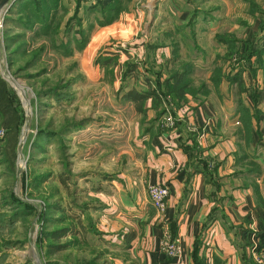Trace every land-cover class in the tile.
<instances>
[{"label": "rangeland", "instance_id": "rangeland-1", "mask_svg": "<svg viewBox=\"0 0 264 264\" xmlns=\"http://www.w3.org/2000/svg\"><path fill=\"white\" fill-rule=\"evenodd\" d=\"M122 1L125 12H119L124 13L120 19L119 13L112 19V11L100 8L104 0H58V9L46 15V0H8L0 9V77L21 116L11 170L1 161L0 140V264H113L98 224L105 207L100 198L120 179L121 150L133 146L136 123L150 118L146 99L139 111L136 101L123 94L129 89L153 90L159 105L146 98L157 118L165 108L173 112L183 98L159 88L169 74L170 55L161 65L149 62L155 49L165 44L145 42L142 59L137 44L122 36L141 35L142 27H137L157 18L161 0ZM178 1L199 8L192 16L200 22L204 9L212 5V0H175V8ZM208 12L219 21L254 16L250 10L233 11L235 15L217 7ZM259 18L264 20V14ZM114 19L120 26L111 28L113 32L102 28L101 21ZM92 28L96 32L90 38ZM198 38L194 48L183 37L180 43L168 44L176 70L187 71V52L201 55L205 43ZM122 52L129 57L116 67L115 58ZM140 82L148 87L141 88ZM2 133L0 127V137ZM67 225V231L52 236Z\"/></svg>", "mask_w": 264, "mask_h": 264}, {"label": "crops", "instance_id": "crops-1", "mask_svg": "<svg viewBox=\"0 0 264 264\" xmlns=\"http://www.w3.org/2000/svg\"><path fill=\"white\" fill-rule=\"evenodd\" d=\"M174 1L161 0L156 10L160 14L137 27H142L137 38L128 32L122 36L137 44L142 59L145 42L165 44L149 62L161 65L170 55L168 73L177 69L168 44L183 37L194 48L199 37L205 45L200 56L187 52L184 76L185 92L196 91L183 93L171 111L176 120L170 126L154 116L145 98L150 118L136 123L133 146L121 150L120 179L100 198L105 207L98 214L99 229L113 264H256L255 254H264V20L259 18L264 2L234 0L236 6L227 5L228 0H207L212 5L200 22L192 16L199 8L179 1L175 8ZM216 7L232 13L251 9L254 16L219 21L208 12ZM115 19L102 28L113 32L120 26ZM185 28L192 30L181 34ZM92 30L90 38L96 32ZM127 57L117 54L116 67ZM139 84L148 87L147 82ZM149 183L167 188L160 214L149 202ZM163 234L177 242L175 255L161 250Z\"/></svg>", "mask_w": 264, "mask_h": 264}, {"label": "trees", "instance_id": "trees-1", "mask_svg": "<svg viewBox=\"0 0 264 264\" xmlns=\"http://www.w3.org/2000/svg\"><path fill=\"white\" fill-rule=\"evenodd\" d=\"M58 0H46L45 2V15L48 10H55L58 9L56 7ZM252 3V2H251ZM124 2L122 0H108L105 4H101L100 8L102 7L106 11H112V19L114 17V14L117 15L120 10H122ZM97 4H93L91 6L87 5V11H92L93 7ZM122 5V6H121ZM250 11H252L250 9ZM261 15L264 14V11H260ZM79 18V17H78ZM110 19V20H112ZM110 20H104L101 21V24L109 23ZM78 21V20H77ZM82 31V29H80ZM77 42V41H76ZM76 45L78 47H82L81 43ZM230 50H232V46L229 45L228 47ZM231 52V51H230ZM185 70H174L170 72L161 82L160 86H164L168 92L173 94L176 98L182 97L183 93L185 92V88L187 87V81L184 80L185 76ZM130 92L123 94V97H128L130 99H133L136 101V108L139 111H142V105L141 100L145 99L146 97H151L153 99V106L159 105L158 97H156V94L153 90H134L129 89ZM159 109L157 114H159ZM21 116L20 113L16 110L14 107L12 100L10 98L9 94V88L7 84L4 82V80L0 77V127L3 129L2 137H0V140L2 141L1 146V153L2 158L1 161L5 164L7 168L10 170L13 169L14 166V160H15V146L17 143V130L19 126ZM200 171H203L202 168H199ZM208 219V218H207ZM69 229V225L59 228L57 230H54L51 232L52 236L53 234L55 236L60 235L61 233L67 231ZM54 237V236H53Z\"/></svg>", "mask_w": 264, "mask_h": 264}, {"label": "built area", "instance_id": "built-area-1", "mask_svg": "<svg viewBox=\"0 0 264 264\" xmlns=\"http://www.w3.org/2000/svg\"><path fill=\"white\" fill-rule=\"evenodd\" d=\"M161 123L165 126L173 125L176 118L172 115V112L168 108L164 109L163 115L161 116ZM190 129L195 127L190 124ZM149 202L157 213H162L166 206L167 188L161 183H149L146 186ZM160 248L168 256H173L178 251L177 242L170 238L169 235L163 234L160 239ZM256 264H264V254L257 252L254 256Z\"/></svg>", "mask_w": 264, "mask_h": 264}, {"label": "water", "instance_id": "water-1", "mask_svg": "<svg viewBox=\"0 0 264 264\" xmlns=\"http://www.w3.org/2000/svg\"><path fill=\"white\" fill-rule=\"evenodd\" d=\"M8 0H0V9Z\"/></svg>", "mask_w": 264, "mask_h": 264}]
</instances>
